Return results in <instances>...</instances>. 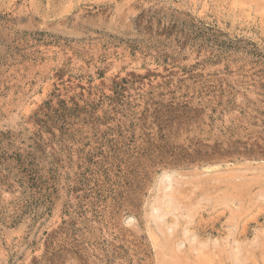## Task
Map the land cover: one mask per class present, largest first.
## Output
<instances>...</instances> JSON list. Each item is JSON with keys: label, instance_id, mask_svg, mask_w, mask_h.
Returning <instances> with one entry per match:
<instances>
[{"label": "rangeland", "instance_id": "374dc122", "mask_svg": "<svg viewBox=\"0 0 264 264\" xmlns=\"http://www.w3.org/2000/svg\"><path fill=\"white\" fill-rule=\"evenodd\" d=\"M0 264H264V0H0Z\"/></svg>", "mask_w": 264, "mask_h": 264}, {"label": "bare ground", "instance_id": "6f19581e", "mask_svg": "<svg viewBox=\"0 0 264 264\" xmlns=\"http://www.w3.org/2000/svg\"><path fill=\"white\" fill-rule=\"evenodd\" d=\"M163 173H164V172H163ZM162 175H163V174H162ZM158 177H159V176H158ZM161 177H162V176H161ZM166 178H167V177H166ZM166 178H162V179H161L162 184L164 183V181L166 180ZM157 180H158V179H157ZM160 185H161V183H160ZM160 185H159V186H160ZM156 186H157V184H156ZM168 186H170V184H169ZM162 187H163V186H162ZM160 188H161V186H160ZM166 190H167V189H166ZM168 190H169V189H168ZM162 191H163V190H162ZM162 191H161V192H162ZM166 192H167V191H166ZM166 192H165V193H166ZM160 194H161V193H160ZM166 197L168 198V197H170V195H167ZM159 198H161V197H159ZM164 198H165V197H164ZM158 200H159V201H156V203L154 204V207H153L154 210H153V211H157L158 209H160V207L162 208V206H160V205H162V200H163V199H162V200H161V199H158ZM153 201H154V200H153ZM153 201H152V202H153ZM174 205H175V204H174ZM157 217H158V216H157ZM159 217H160V216H159ZM159 217H158V218H159ZM153 221H155V220H153ZM175 248H176V247H175Z\"/></svg>", "mask_w": 264, "mask_h": 264}]
</instances>
